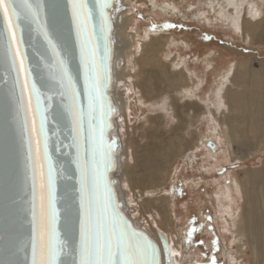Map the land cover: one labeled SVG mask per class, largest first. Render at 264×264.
Wrapping results in <instances>:
<instances>
[{
    "label": "rangeland",
    "instance_id": "1",
    "mask_svg": "<svg viewBox=\"0 0 264 264\" xmlns=\"http://www.w3.org/2000/svg\"><path fill=\"white\" fill-rule=\"evenodd\" d=\"M218 1L226 0H120L122 22L115 33L121 45L117 69L124 79L118 81L115 70L113 90L116 87L117 96L124 93L116 114L119 131H115L121 140L124 188L136 223L154 236L168 229L173 232L180 243L175 264H212L213 259L217 264H264V239L255 241L249 233L248 216L240 224L242 236L235 239L233 232L246 210L245 187L251 183L256 195L258 184L264 182V143L243 146L235 136L230 141L227 118L239 116V111L228 112L229 105H220L217 95L219 88L222 94L239 88L229 80L235 73L259 75L264 68V42L235 30L220 15ZM249 5L261 9L264 0H242V10ZM235 120L230 123L239 132L243 122ZM249 131L250 127L241 133L253 136ZM171 137L183 140L180 155L160 180H134L135 187L129 183L128 169L131 174L135 170L133 176L136 169L142 173L139 165L145 158L159 157ZM224 190L232 194L233 201L228 202L232 217L223 212L228 201L221 194ZM259 194L264 196L262 186ZM169 201L172 223L164 227L162 205ZM251 241L260 248L257 254Z\"/></svg>",
    "mask_w": 264,
    "mask_h": 264
},
{
    "label": "water",
    "instance_id": "2",
    "mask_svg": "<svg viewBox=\"0 0 264 264\" xmlns=\"http://www.w3.org/2000/svg\"><path fill=\"white\" fill-rule=\"evenodd\" d=\"M86 2L91 15L88 32L100 77L98 100L92 112L88 109L85 66L71 0H27L17 7L18 16L12 13L15 5L9 0L0 7V264H33L34 259L40 264L45 258L50 259L48 244L53 230L57 264H80L81 202L83 199L87 205L89 196L95 195L99 208L106 180L119 218L130 230L142 232L153 243L156 260L164 264L158 240L137 226L124 210L118 178L113 175L119 171L121 147L120 139L112 137L118 113L112 88L120 0H108L103 9V0ZM45 32L55 44V52ZM60 60L71 76L72 83L67 87L61 83ZM72 87L76 89L75 96ZM78 110L82 115L77 132ZM41 111L47 118L46 148L39 132ZM96 143L99 152L94 159L92 150ZM49 164L53 169L50 189ZM116 259L119 260L118 254Z\"/></svg>",
    "mask_w": 264,
    "mask_h": 264
},
{
    "label": "bare ground",
    "instance_id": "3",
    "mask_svg": "<svg viewBox=\"0 0 264 264\" xmlns=\"http://www.w3.org/2000/svg\"><path fill=\"white\" fill-rule=\"evenodd\" d=\"M218 6H219V11L220 15L224 17L235 30H241L243 32L244 36L249 35L250 40L254 42H264V6L261 7V9H255L252 5H249L248 8H244L242 10V0H226L224 3L218 1ZM215 5V3H211V6ZM168 8V6H166ZM244 12V16H242V13ZM122 14L121 12L117 14L116 18V28L120 26L122 22ZM229 14V17L227 16ZM263 14V16L260 18L259 16ZM259 15V16H258ZM116 32V31H115ZM116 37V56L114 58V64L113 68L114 71L116 70L117 76H118V81L122 77V72L118 71V50L121 49L120 45V40H119V34L115 33ZM118 43V45H117ZM118 49V50H117ZM130 67H135V64L130 66ZM246 69L251 68L250 66H245ZM126 69L125 65L123 66V72ZM241 70V69H240ZM243 71H245L243 69ZM242 71V72H243ZM241 72V73H242ZM230 73V72H229ZM228 73V75H229ZM239 73V74H241ZM244 73V72H243ZM238 75V74H233V76L229 79L230 82L234 85H237L239 88L238 89H227V92L222 94V88L218 89L217 95L219 98V104L220 105H229L226 109L229 111L235 110L239 111L238 115L239 116H233L228 115L227 117H231L230 120H233L236 118L237 121H242V127H240L241 131L245 129L246 132H248V127H250V131L253 132V136L249 135H244L241 133V131L237 132L234 130L232 124L230 123V120L227 118V123L229 124V129L227 137L230 138V141H235V139L232 137H238L240 139L239 141L241 142V145L243 146H248V147H253L254 142L257 143H264V68L260 69L259 75H255L252 78L250 76L246 77L244 74ZM246 73V72H245ZM124 79V76L122 77ZM181 80L179 82H182L183 79L180 78ZM114 83L116 82V75L114 77ZM117 81V82H118ZM235 82V83H234ZM171 84V83H170ZM114 86V84H113ZM171 86H173L171 84ZM114 88V87H113ZM112 88V93L115 97V100L117 103L120 102V99L122 101L123 94H119L117 96L116 87L113 90ZM124 90V89H123ZM124 92V91H123ZM231 98V99H229ZM124 101V100H123ZM123 104V103H122ZM119 106V104H118ZM124 106V104H123ZM231 107V108H230ZM226 117V116H224ZM117 117L115 116V122ZM235 120V121H236ZM118 122V120H117ZM115 126V131L117 126ZM239 125V124H238ZM241 126V125H240ZM237 127V126H236ZM238 128V127H237ZM236 129V128H235ZM115 131L112 133V137L116 136L119 138V135L115 133ZM119 131V130H118ZM117 131V132H118ZM249 131V132H250ZM243 135V137L241 136ZM120 139V138H119ZM183 140L176 138V137H171L170 140L167 142V147L165 151L159 155L157 158H151V159H144V162L142 160V164L139 165L140 167H143V172L141 173V169H136V176H133L135 174V170L133 171L134 173L131 174L132 170L128 169V175L129 177L126 178L128 179L129 183H133L136 181H147L150 183H156L158 180H160V175L164 173L167 169V166L175 162V160L178 158L180 155V145L182 144ZM121 143V140H120ZM203 143V141H202ZM201 145V142L198 144ZM183 156V155H182ZM122 158V157H121ZM120 160V157H119ZM190 156H189V161L190 162ZM139 167V168H140ZM264 170V168H263ZM124 174V169L122 164L119 163V171L114 172V177L118 178L117 181V186L120 188L122 193L124 195L121 196V200L123 202V208L126 210L127 214L129 215L130 218L134 220L136 223L135 219L130 216V211L129 208L131 203L130 201L126 198L127 193L124 188L125 184V178L123 176ZM264 173V171H263ZM253 174V173H252ZM248 175V173H247ZM255 175V173L253 174ZM252 176V175H251ZM249 176V177H251ZM252 178V177H251ZM254 178V177H253ZM135 180V181H134ZM250 182V181H249ZM247 183H245L246 185ZM129 185V184H128ZM248 185V184H247ZM253 185V184H252ZM261 186L264 188V182L261 183L260 185L258 184L256 190V195H253L255 193L254 187L252 190L251 183L249 184L248 187H245L244 192L247 193V206L245 213L241 214L240 221L237 224V229H234L233 232L235 233L234 238L237 239L240 236H242V227H240V224L244 221V217H249V233L253 236L254 240L257 241L261 239V241L264 239L263 233H264V196L259 194V191L261 189ZM135 187V186H134ZM243 188V187H242ZM251 188V190H250ZM252 191V195L251 192ZM222 196L224 199L228 200L227 204L223 203V212H227L229 216L232 217L233 214V208L230 205V202L232 200V194L231 191L229 190H224L222 193ZM263 196V197H262ZM125 197V198H124ZM233 201V200H232ZM259 202L263 203V205H257ZM164 203V202H163ZM172 205L169 201L168 205L165 203L162 205V219L160 220V223L164 225V227H170V223H172ZM242 213V212H241ZM225 214V213H224ZM229 217V218H231ZM228 220V219H226ZM229 222V221H228ZM137 226L144 228L151 232L147 227H144L138 223H136ZM152 233V232H151ZM153 234V233H152ZM158 236H153L158 240L161 249H162V255H163V263L164 264H175V262L178 260V256L180 254V243L177 242L172 236L173 232L171 230H167L166 232L160 231ZM254 254H257L259 251V247L256 242H252ZM165 245H167V249L165 250ZM231 260V258L229 257ZM233 263L235 261V258H232ZM264 263V262H263Z\"/></svg>",
    "mask_w": 264,
    "mask_h": 264
},
{
    "label": "snow or ice",
    "instance_id": "4",
    "mask_svg": "<svg viewBox=\"0 0 264 264\" xmlns=\"http://www.w3.org/2000/svg\"><path fill=\"white\" fill-rule=\"evenodd\" d=\"M108 0H103L101 9L106 5ZM5 0H0V7H3ZM9 3L15 5L11 9L12 13H17V7H21L27 3V0H9ZM72 3V19L73 24L76 26L77 38L80 42L81 60L85 66V91L88 95V109L92 112L96 108L98 93L100 89V77L97 71V61L95 51L92 46V40L88 32V24L91 21L90 9L88 8L86 0H71ZM5 14L8 9L4 7ZM107 21H105V24ZM171 27V25H169ZM45 38L48 39L49 45L55 52L56 46L53 41L48 38L45 32ZM210 39V37H205ZM11 52V48H9ZM58 55V53H56ZM62 73L60 76L62 86L67 87L71 85V76L68 74L67 69L63 66V60H60ZM12 64L16 65V54L12 55ZM23 61L21 60V65ZM19 71V69H18ZM65 80L67 84H65ZM76 89L72 87V94L75 96ZM39 95L37 96V107L39 108ZM82 112H76L75 126L77 132L79 131L80 117ZM46 116L41 111L39 132L43 137V145L46 148L49 137L46 133ZM91 127V123H90ZM95 138V130L93 129V139ZM41 141H37L39 145ZM93 158L95 159L99 152V143L93 146ZM52 165L48 167V185L51 188L52 182ZM87 169H85V184L87 183ZM106 187L104 196L99 201V208L97 207V200L95 195H90L87 205L83 199L81 208L83 215L80 225V264H159L156 260V248L153 243L144 236L142 232L130 230L126 222L119 218V213L115 211V205L112 200V189L107 187L108 181L106 180ZM53 223L56 219V210L53 207L51 212ZM194 231V230H193ZM192 235L191 232L188 233ZM167 245H165V250ZM35 253V246H34ZM48 253L50 259L45 258L40 264H57L56 261V246H55V231L52 233V240L48 244ZM117 254L119 260L116 259ZM33 264H37L35 259ZM212 264H217L215 259Z\"/></svg>",
    "mask_w": 264,
    "mask_h": 264
}]
</instances>
